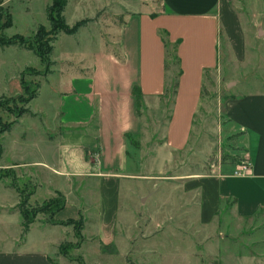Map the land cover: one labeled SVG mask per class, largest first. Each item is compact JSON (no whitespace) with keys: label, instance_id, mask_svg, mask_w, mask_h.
<instances>
[{"label":"rangeland","instance_id":"obj_1","mask_svg":"<svg viewBox=\"0 0 264 264\" xmlns=\"http://www.w3.org/2000/svg\"><path fill=\"white\" fill-rule=\"evenodd\" d=\"M51 3L52 0H4L0 7V35L7 38L21 35L28 39L29 44L36 46L34 36L37 28L49 29L47 8ZM158 4L157 0H67L64 17L69 26L83 19L93 21L86 25L85 33L81 27L75 35L60 33L57 40L54 39L47 72L45 62L32 51L17 46L0 48V129L24 115L21 111L27 107L24 100L28 97L25 88L31 93L38 91L37 97L29 104L30 110L38 115L24 116L21 125L10 136L2 141L0 138V153L2 144L5 148L0 163L20 164L19 170H0V204L10 205L18 201L16 209L27 211L28 217L33 218L34 210L43 206L42 203L58 189L65 192L68 203L57 216L59 219L77 217L75 220H78L79 214L85 211L86 222L83 221L84 229L80 235L71 226H43L38 222L33 225L28 236L29 248L35 251L43 249L53 264H224L230 255L254 254L251 242L257 233H264V225L248 229L245 226L242 232L231 214L230 202L223 203L212 225L197 223V197L189 203L178 187L182 181L173 179L176 174L208 175L214 163L221 162L223 158L228 161V156L235 155L241 159L242 151L236 147L237 136L227 135L225 132L229 129L223 130L222 126L227 122L225 106L230 98L238 93L264 92V0L231 1L244 34L246 57L241 61L227 49V60L221 68L204 73L188 146L184 151L175 152L161 173L156 170L160 157L149 158L148 152L156 147V143L166 140L174 102L170 87L178 70H181V59L177 53L179 44L171 43L168 38L166 46L163 44V54L169 93L155 105L140 103L137 112L141 128L138 133L126 136L129 166L134 176L108 185L101 179H92L85 182L83 191L77 192L78 186L73 179L67 183L49 169L33 164L38 157L49 164L56 162L52 148L43 143L42 135L43 128L54 130L52 123L59 121V98L55 96L62 91L61 83L65 84L64 75H48L50 69H60L54 67L52 57L59 60L69 54L89 59L95 46L86 38L98 33L109 40L110 34L107 35L106 30L119 28L134 11H157L161 8L157 7ZM8 13L12 25L2 29ZM129 28L130 32L132 28ZM144 28L150 31L149 26L144 25ZM158 35L161 39V33ZM223 36L218 41L219 59L223 52ZM192 51V48H187L189 59L184 66L189 78L199 73ZM64 100L61 97V101ZM88 130L84 131L86 137L94 140L90 137L92 128ZM24 131H28V135L22 140L20 136ZM97 151L93 147L92 154L96 160ZM107 188L114 194L111 199L107 198ZM32 191L34 193L30 196ZM60 196L63 194L58 193L51 199L60 203L63 200ZM55 209L53 205L43 213L46 221L53 220L51 215ZM22 222L20 215L8 219L10 231L17 241L24 231ZM103 231L106 233L101 239ZM57 258L62 260L58 263Z\"/></svg>","mask_w":264,"mask_h":264},{"label":"crops","instance_id":"obj_2","mask_svg":"<svg viewBox=\"0 0 264 264\" xmlns=\"http://www.w3.org/2000/svg\"><path fill=\"white\" fill-rule=\"evenodd\" d=\"M231 1L157 0V7H161L157 11H134L119 28H107L106 34L111 35H108L109 40L106 37L103 39L98 33L86 38L95 46L91 58L69 54L59 60L52 57L54 67L60 69H50L48 75H64L65 84L61 83L62 91L55 96L59 98V121L52 123L54 130L43 128L42 135L43 143L52 148L56 162L49 164L38 157L33 160V164L49 169L67 183L73 179V183L78 186L77 192L83 191L85 182H91L92 179H101L108 185L134 176L129 166L126 143V136L138 133L141 128L137 112L140 106L137 105L133 88H139L140 103L145 106L155 105L157 100L169 93L166 88L164 46L158 35L164 31L171 43L179 41L177 53L181 59L182 73L178 78L176 93L172 94L174 102L166 140L156 143V147L150 148L148 152L149 158L160 157L156 170L158 174L161 173L167 162L173 159L174 153L184 151L188 146L203 89L204 73L221 68L227 60V49L241 61L246 57L244 34ZM144 25L149 26L150 31L147 32ZM85 27H82V32ZM129 27L132 28L130 32ZM222 34L223 52L219 59L218 41ZM187 48H192L193 60L199 65V73L193 78L188 77L184 67L185 61L189 59ZM61 97L65 100L61 101ZM30 102L26 109L33 114L31 117H36L38 114L29 108ZM24 116L27 114L15 120L8 131L0 134L1 141L21 125ZM225 116L227 122L222 129H229V132L224 131L227 135H237L236 147L242 151L241 159L232 155L238 159L237 162L218 161L213 164L208 175L176 174L173 179L182 181L178 187L189 203H193L194 197H197V223L212 225L223 203L230 202L231 214L244 232L245 226L248 229L264 225V92L238 93L227 101ZM41 125L45 126L43 121ZM89 127L93 130L90 137H94V140L87 138L84 132ZM65 134L72 136L67 137ZM21 135L20 138L24 140L28 131ZM3 146L0 162L5 152ZM93 147L98 150L97 160L92 154ZM243 161L250 163V171L247 175L237 176L235 171ZM19 165L0 163V170H19ZM58 193L63 194V208L54 213L50 221H46L44 214L39 213L28 230L23 231L19 241L12 235L8 223L9 218L20 215L24 225V219L16 209L18 201L10 205L0 204V264H53L50 255L43 249L35 251L29 248L28 236L37 222L43 226H57L59 222L77 218L65 220L57 217L68 204L62 190L55 189L54 194L42 204ZM106 195L111 199L114 194L107 188ZM84 212L77 214L86 222ZM102 224L109 226L108 223ZM105 233L101 232V239ZM252 241L254 254L230 255L224 264H264V249L261 250L264 233H257ZM60 260L57 258L58 263Z\"/></svg>","mask_w":264,"mask_h":264},{"label":"trees","instance_id":"obj_3","mask_svg":"<svg viewBox=\"0 0 264 264\" xmlns=\"http://www.w3.org/2000/svg\"><path fill=\"white\" fill-rule=\"evenodd\" d=\"M4 0H0V7L2 5ZM67 6V0H52V3L50 6L47 8V19L49 22V29H45L43 26H39L35 32L34 40L36 42V46H33L29 44L25 37L21 35H15L11 38L4 37L0 35V48L4 47H11V46H18L27 50L32 51L34 54H36L42 62H45L46 64V72L49 67V61H48V56L52 52V42L56 38V36L60 33H63L65 35H74L78 32V30L81 27H85L88 23L92 22L93 20L91 19H83L78 22H76L74 25L69 26L65 20L64 17V11ZM151 17H154V14H151ZM7 22H5L2 25V29L8 28L12 25L11 21V16L8 13L6 15ZM161 33V41L162 43L166 46V39H167V34L164 31L159 32ZM165 33V34H164ZM166 35V36H164ZM179 41L175 43V45H178ZM177 58V56H176ZM166 69V66H165ZM182 71L179 69L177 72V75L175 76V81L171 84V93L174 95L176 93V88L178 85V78L181 75ZM25 92L28 95V97L24 100V103L28 104L32 99L36 97V90H34L32 93L27 92V89L25 88ZM168 92V90H166ZM133 93L137 101V105L140 106V90L138 87L133 88ZM21 114H27L33 116V114L28 110V109H23L21 111ZM13 123L6 124L4 125L1 129L0 132L3 133L5 131H8ZM237 136V135H235ZM1 155V153H0ZM228 162L229 163H235L237 162V158L233 156H228ZM226 159H222V163H224ZM61 197V196H60ZM62 198V197H61ZM63 199V198H62ZM53 205L56 206V209L52 211V215L56 213L57 211H60L63 206H64V201L59 203L57 199H49L47 202L43 204L40 208H36L34 210V215L33 218L28 217L27 211L23 209H19L20 214L22 215L24 219V231L26 232L29 228V225L33 222L34 217L38 213H44L47 210L50 209ZM59 225L63 226H73L75 233L77 235H80V232L83 229V220L82 218H79L78 220L74 219H68L66 221H62L57 223Z\"/></svg>","mask_w":264,"mask_h":264},{"label":"built area","instance_id":"obj_4","mask_svg":"<svg viewBox=\"0 0 264 264\" xmlns=\"http://www.w3.org/2000/svg\"><path fill=\"white\" fill-rule=\"evenodd\" d=\"M250 171V163L248 161H243L238 170L235 171V175L244 176Z\"/></svg>","mask_w":264,"mask_h":264}]
</instances>
